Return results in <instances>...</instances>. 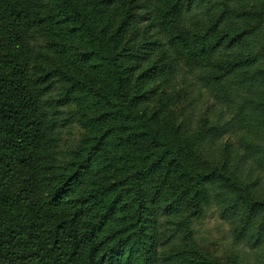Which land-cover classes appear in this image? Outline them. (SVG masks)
<instances>
[{"label": "trees", "instance_id": "1", "mask_svg": "<svg viewBox=\"0 0 264 264\" xmlns=\"http://www.w3.org/2000/svg\"><path fill=\"white\" fill-rule=\"evenodd\" d=\"M121 7L0 0V264H247L193 226L215 209L264 252V0ZM200 93L232 121L196 119Z\"/></svg>", "mask_w": 264, "mask_h": 264}, {"label": "rangeland", "instance_id": "2", "mask_svg": "<svg viewBox=\"0 0 264 264\" xmlns=\"http://www.w3.org/2000/svg\"><path fill=\"white\" fill-rule=\"evenodd\" d=\"M99 1L101 9H104L100 20L102 24L104 23L105 27L108 24L109 17L116 18V20H120L123 17L125 9L121 6L127 0ZM31 45L35 54L43 53L44 41L42 39L35 38ZM182 87L188 92L184 86ZM58 89H61L60 85L56 86V92L52 96L56 95ZM195 100L198 101L195 106L196 119L204 117L210 119L211 123L217 126H224V124L232 121L234 110L231 109L229 111L226 107L214 105V100L207 97L205 93L196 94ZM63 115L64 120H68L69 117L71 123L69 122L65 125L62 123L59 133V147L62 151L70 153L77 149L78 144L83 140L84 133L76 123L78 113L74 108L64 110ZM231 137H233L232 134H227L220 142L221 146L227 142L231 143ZM193 230L195 243L200 247L208 249L209 252L216 253L221 257L230 253H236L237 257L245 260L247 264H264V252L251 249L246 244L236 246L233 242V236L230 233L228 223L220 218L219 213L215 209L207 211L199 222L194 223Z\"/></svg>", "mask_w": 264, "mask_h": 264}]
</instances>
